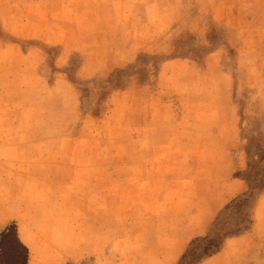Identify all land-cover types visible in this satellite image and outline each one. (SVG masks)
Wrapping results in <instances>:
<instances>
[{
	"label": "crops",
	"instance_id": "0c3cea01",
	"mask_svg": "<svg viewBox=\"0 0 264 264\" xmlns=\"http://www.w3.org/2000/svg\"><path fill=\"white\" fill-rule=\"evenodd\" d=\"M221 2V5L213 8V19L219 22L230 21V16H236L240 11L241 3L238 0ZM174 3L175 0H0V30L12 39L34 41L41 46L57 49L52 68L54 72L46 79L36 73L39 64L44 60L40 50L31 48L24 54L21 53V62H16L13 55L18 54V48L11 43L0 42V57L6 56L5 63L0 60V71L20 72V76L9 78L7 85L36 93L30 99L24 93V112L18 113V117L30 121L56 120L59 127L61 123L68 124L70 131L68 136L51 141L58 144L60 149L47 151L40 157L35 156L38 158L36 166H26L32 172L35 168L39 174L36 180L39 183L37 189H40L39 192L46 200L44 205L39 206L45 211L52 210L53 219L61 214V208L67 201L70 208L74 209L80 203L86 216L96 211H110L117 217H122L125 201H133L134 221L129 226H134L135 232L137 226L142 229L139 230L141 238L139 241L133 239L131 246L135 248L134 245H138L140 251L134 252L135 249L132 248L131 254L126 255L124 260L127 263L135 264L145 260L153 264H170L180 255L185 244L197 236L209 222L213 213L219 209L221 199L233 196L241 187L240 182L235 179L224 183L227 188L224 185L221 188L220 180H206L200 174L204 168L201 159L193 158L189 161V155L186 154L190 150H196L197 157L206 150V153L212 154V163H221L220 151L225 149L223 133L219 130L213 138L204 131L197 133L198 140L193 144V141H189V133L184 135L182 131L181 136L180 133L175 134L174 141L173 134H170L165 122L161 120L162 114L156 111L154 93L147 88L133 87L130 91L112 98V109L100 120L95 121L89 115L84 116L82 134L75 138L71 135L73 127L69 126L76 118L75 106L72 110L60 109L61 97L65 101L68 98L69 109L71 104L75 105L74 89L63 73L68 56L78 53L82 57L75 74L76 79H93L123 69L134 63L140 53H153L167 47V43L181 32L170 27L174 21L173 16L176 15ZM65 6L68 8L65 9ZM103 6L110 9L112 14H107ZM245 7L251 9V12L256 8L264 9V0H250ZM83 9L90 12L84 15L80 13ZM257 27L254 24L248 34L264 37L259 35L261 31ZM171 60L162 64L158 71L156 86L160 92L166 93L173 87L179 89L194 84L200 91L199 95L206 97L203 90L217 86L210 83V77L218 64L217 52L209 54L204 61V69L194 73L192 71L187 81L175 80L178 78L175 77L179 72L177 68L187 65L186 61L183 59V64L180 59ZM29 107L36 109L35 113L31 112L32 115L26 109ZM148 129L162 131L163 141L152 145L140 137L133 139V158L127 165V174L104 179V168L122 166L124 163L126 165V160L112 156L113 145L118 153L120 148H124L121 137L125 136L127 130H133L134 138L136 130L143 134ZM64 131H67V126ZM179 137L181 138L178 139ZM75 143L78 146L74 149L77 148L76 151L81 150L82 153L77 154L74 151L70 164L66 165L60 158L61 146ZM174 149L184 151L181 152L180 159H174L167 153ZM148 150L150 158H142ZM24 157L33 159L34 156L26 154ZM173 182L187 184L186 189L180 191V196V189L176 191ZM167 183L171 185L165 186ZM159 185H164L165 188L161 201L154 194ZM22 205L24 206V199ZM8 224L9 222L2 223L0 233ZM49 225L50 227L43 226V229L57 227L54 221ZM79 226L93 224L81 221ZM15 228L18 241L28 250V264L34 255L40 263H60L71 256L76 245L75 234H70L68 241L53 238L28 243L24 235V218L21 232L18 226ZM255 232L264 240V221L256 225ZM248 242L246 239H236L229 243L226 252L231 254L227 260L230 264L241 261L242 252L248 248ZM139 255L143 257L139 258ZM108 256L106 254L100 261L107 262ZM225 258L226 255H222L215 263L224 264Z\"/></svg>",
	"mask_w": 264,
	"mask_h": 264
},
{
	"label": "rangeland",
	"instance_id": "374dc122",
	"mask_svg": "<svg viewBox=\"0 0 264 264\" xmlns=\"http://www.w3.org/2000/svg\"><path fill=\"white\" fill-rule=\"evenodd\" d=\"M249 1L238 0L241 8L237 15L230 16V21L219 22L213 19L212 13L213 8L221 5V0H175L173 9L176 15L173 16L174 21L170 27L181 32L167 43V47L153 53H140L134 63L127 67L93 79H76L75 74L82 61L78 53L68 56L63 70L74 89L75 105L71 104L69 109L68 98L65 101L61 97L60 109L72 110L75 106L76 118L74 123L69 124L73 127L71 135L74 138L82 134L84 116L89 115L95 121L102 119L112 109V98L130 91L133 87L147 88L154 93L156 111L162 114L161 120L165 122L170 134H173L174 141L175 134L180 133L181 136L182 131L184 135L189 133V141L191 143L193 141V144H196L198 140L197 133L204 131L212 138L218 134L219 130L223 133L225 149L220 151L221 163H212V154L206 153V150L197 157L196 150H190L186 154L189 155V161L193 158L201 159L204 168L200 174L204 175L206 180H220L221 188L223 185L227 188L224 183L235 179L240 182L241 187L233 196L221 199L219 209L213 213L209 222L197 236L185 244L180 255L170 264H177L189 242L196 237L212 236L218 228L231 231L237 228L242 230L245 224L240 220L243 217L246 218V214L250 216L252 222L248 230L225 240L221 250L202 264H216L215 262L222 255H226L224 264H230L227 260L231 254L226 251L229 243L236 239L249 241L248 248L243 250L238 264H264V240L255 232L256 225L264 221V191L255 198L253 206L248 210L245 209L242 215L235 214L232 209H224L233 199L247 190L246 183L234 176L242 173V177H245L244 171L248 163H256L257 166L264 163V37L248 34L255 24L261 31L259 35L264 36V9L256 8L251 12V9L245 7ZM103 7L107 14H112L110 9ZM67 8L68 6H65V9ZM89 12L90 10L86 9L80 11L84 15ZM76 25L79 26V24ZM61 33L63 34V27H61ZM0 42L11 43L18 48V54L13 55L16 62H21L22 54L31 48L40 50L44 60L39 64L36 73L48 79L54 72L52 68L57 53L56 48L41 46L34 41L12 39L2 30H0ZM214 52L218 54V64L210 77V83L217 86L204 89L206 97L199 95L200 91L194 84L179 89L173 87L166 93L157 90V76L162 64L169 63L171 59H180L183 64L186 61L187 65L177 68L179 72L175 75L178 77L175 80L187 81L192 71L194 73L204 69L205 59ZM5 58L6 56H1L0 60L5 63ZM193 66H196V69ZM19 73L13 70L0 71V226L4 222H9L8 226L14 225L20 229L24 218V235L28 243H36L38 239L53 238L68 241L70 234L76 235V245L67 259L60 263H40L36 261L34 255L31 261L37 264H133L124 261L127 258L126 255L132 252L133 239L139 241L141 238L139 230L142 227L137 226L135 232L134 226H129L134 221L133 201L129 199L125 201L123 204L125 212L122 217H117L110 211H96L86 216L85 209L80 203L74 209L70 208L66 200L67 202L61 208V214L53 219L52 210L48 209L50 210L48 212L39 206V204L44 205L46 201L39 192L40 189H37L39 183L36 180L39 174L36 173L35 168L32 172L26 166L35 167L38 162L35 156L40 157L47 151L60 149L58 144H53L51 141L68 136L70 131H68V124L61 123L59 127L56 120L33 119L30 121L18 117V113L24 112V93L28 99L34 98L36 94L24 89L19 90L14 85H7V80L12 76H20ZM192 82L196 83L195 80ZM26 109L29 115L36 111L31 107ZM56 109H58L57 106ZM49 122L54 123V126ZM66 126L67 131H64ZM139 137L148 140L152 145H158L163 141L162 131L157 129H148L143 134H139L136 130L134 138L133 130H127L125 136L121 137L124 148H120L116 153V146L112 147V156L126 160V165L124 163L122 166L112 165L104 168V179L123 177L127 174V165L133 158L131 152L133 139ZM76 146H78L76 143L61 146L60 158L64 164H70L73 152L77 150V148L74 149ZM181 152L184 153L180 149H174L167 153L174 159H180ZM75 153H82V151L78 150ZM26 154L34 156L33 159L24 157ZM150 156V150H148L142 158H150ZM188 173L191 174L190 171ZM166 185L169 186L171 183ZM172 185L176 191L180 189L179 196L180 191L187 187L186 183L181 182H173ZM164 190V185L156 188L154 194L158 201H161ZM52 221L57 223L55 229L52 227L43 229V226L50 227L49 223ZM81 221L86 224L91 223L93 226H79ZM118 224L124 226H117ZM134 246V252L140 251L138 245ZM106 254L109 255V260L101 262L100 260ZM142 257L139 255V258ZM143 261L135 262V264H153Z\"/></svg>",
	"mask_w": 264,
	"mask_h": 264
},
{
	"label": "trees",
	"instance_id": "16d2710c",
	"mask_svg": "<svg viewBox=\"0 0 264 264\" xmlns=\"http://www.w3.org/2000/svg\"><path fill=\"white\" fill-rule=\"evenodd\" d=\"M244 175L245 177H242V173H238L234 178L241 179L246 183V192L233 199L224 208L232 209L235 214L240 215L243 214L245 209L251 208L255 198L264 191V163L261 166H257L256 163H248ZM245 217L240 220L245 224L242 230L237 228L231 231L218 228L212 236L206 235L192 239L177 264H202L205 260L217 254L225 240L248 230V226L252 222L249 215L246 214ZM0 264H28V250L18 241L14 225L6 227L0 233Z\"/></svg>",
	"mask_w": 264,
	"mask_h": 264
},
{
	"label": "bare ground",
	"instance_id": "6f19581e",
	"mask_svg": "<svg viewBox=\"0 0 264 264\" xmlns=\"http://www.w3.org/2000/svg\"><path fill=\"white\" fill-rule=\"evenodd\" d=\"M30 264H37V262H35V261H31Z\"/></svg>",
	"mask_w": 264,
	"mask_h": 264
}]
</instances>
